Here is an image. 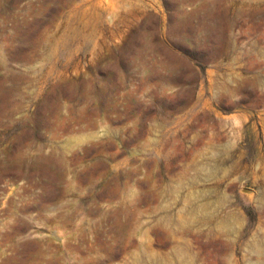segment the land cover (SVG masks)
I'll return each instance as SVG.
<instances>
[{
    "label": "rangeland",
    "instance_id": "374dc122",
    "mask_svg": "<svg viewBox=\"0 0 264 264\" xmlns=\"http://www.w3.org/2000/svg\"><path fill=\"white\" fill-rule=\"evenodd\" d=\"M264 0H0V264H264Z\"/></svg>",
    "mask_w": 264,
    "mask_h": 264
},
{
    "label": "bare ground",
    "instance_id": "6f19581e",
    "mask_svg": "<svg viewBox=\"0 0 264 264\" xmlns=\"http://www.w3.org/2000/svg\"><path fill=\"white\" fill-rule=\"evenodd\" d=\"M252 246H253L254 250L257 252H263L264 251V241H262V243H261L260 239H258V238L253 240Z\"/></svg>",
    "mask_w": 264,
    "mask_h": 264
}]
</instances>
